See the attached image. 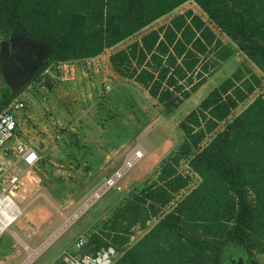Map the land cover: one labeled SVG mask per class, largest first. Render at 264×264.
Instances as JSON below:
<instances>
[{"label":"rangeland","instance_id":"obj_1","mask_svg":"<svg viewBox=\"0 0 264 264\" xmlns=\"http://www.w3.org/2000/svg\"><path fill=\"white\" fill-rule=\"evenodd\" d=\"M188 12H191L186 16L188 21L194 15L202 18L206 23L204 27L211 31H206V35L213 34L214 39L210 44L201 31H196L206 50L200 52L188 44L196 56L188 63L179 58L177 64L182 65L184 77L179 78L178 85L184 88L176 90L175 86H169L178 104L173 111H168L164 103L152 96L148 88L134 77L118 73L112 57L121 50L129 51L130 58L124 60V65L129 73L135 68L139 71L147 61H152V53L147 52L142 37L157 30L163 38L164 30L173 26L179 38L182 32L176 29L173 19ZM15 34L13 41L0 38V48H15L17 44L13 42L21 41L19 33ZM136 43L137 52L133 56L130 48ZM169 46L172 51L173 45ZM142 48L146 59L139 64ZM44 49L46 53L42 51ZM39 50L35 66L47 57L48 45L41 48V58ZM229 51V58L225 60L223 55ZM160 54L164 59L168 57L166 53ZM63 64L55 63L48 67L46 78L51 87L49 84L37 85L27 76L23 90L14 91L13 101H23L25 106L16 112L19 126L6 152L9 158L19 161L20 168L31 176V180L26 178L24 186L16 189L15 200L23 211L3 234L5 240L0 242V264H61L65 252L79 251L77 242L80 236L89 241L94 234H100L116 245L118 257H121L160 220V217L151 215L145 221L146 227L142 228L138 215L126 216L124 212L128 207H134L137 197L146 198L147 189L160 185L169 188L161 180L163 165L166 161L173 163V158L181 155L180 147L185 140L182 123L188 115L200 110L202 102L223 83L234 84L230 91L240 87L247 93V98L239 103L231 118L264 93L262 70L209 19L196 0H186L96 56L69 62L72 71L68 74L61 73ZM174 68L171 67V71ZM200 82L202 85L192 90ZM250 87L253 88L251 92ZM184 91L191 94L184 97ZM224 126L225 123L221 122L207 134L202 145H206ZM137 146L144 149V156L115 186L95 197ZM30 147L38 155L32 168L21 159L23 151ZM175 169L187 180V185L173 194L168 205L160 206V214L174 210L202 181L191 167L190 159L181 158ZM150 204L159 207L156 199L148 198L145 206L150 208ZM69 218L72 220L67 223ZM56 232H59L57 236L40 251L38 248ZM120 241H123L122 246ZM160 244L166 248L171 246L170 243ZM28 248L37 253L40 251L31 261H28ZM257 261L252 264H264V256L258 254Z\"/></svg>","mask_w":264,"mask_h":264},{"label":"trees","instance_id":"obj_2","mask_svg":"<svg viewBox=\"0 0 264 264\" xmlns=\"http://www.w3.org/2000/svg\"><path fill=\"white\" fill-rule=\"evenodd\" d=\"M185 1L0 0V38L20 33L48 45L47 57L36 69L38 79L55 63L102 53ZM196 1L209 19L264 73V0ZM190 15L188 12L173 19L176 29L182 32L179 38L173 26L161 29L165 31L163 38L157 30L142 37L147 52L152 53V61H147V66L139 71L135 68L129 73L124 65V60L130 58L129 51L121 50L112 57L118 73L134 77L152 96L158 97L168 111H173L178 104L169 86H175L176 90L184 88L178 85L179 78L184 77L182 65L177 64L179 58L188 63L196 56L188 44L200 52L206 50L196 31H201L210 44L214 39L213 34L206 35L210 30L204 27V20L194 15L188 21L186 16ZM136 46L137 43L130 48L133 56H136ZM160 53L168 57L164 59ZM230 53L223 55L225 60ZM145 59L142 48L139 64ZM201 85L202 82L196 83L192 90ZM232 85L223 83L214 89L202 102L200 110L192 111L183 121L185 140L180 147L181 155L173 158V163L166 161L162 169L161 180L169 188L160 185L147 189L146 198L137 197L139 202L135 200L134 207L124 212L126 216L138 215L142 228L151 215L160 220L114 264H230L235 255H242L244 264H252L258 262V254L264 256V93L231 118L239 103L247 98L240 87L230 91ZM15 93L7 86L2 90L0 113L13 101ZM183 94L188 97L191 92ZM221 122L225 123L223 129L202 145L206 135ZM181 158L190 159L191 167L202 181L174 210L160 214V206L168 205L173 194L187 185V180L175 169ZM148 198L156 199L159 207L152 204L151 210L146 207ZM1 240L5 237L1 236ZM161 242L170 243V248L162 247ZM119 243L122 246L123 241ZM110 245L116 247L100 234H94L83 251L97 252Z\"/></svg>","mask_w":264,"mask_h":264},{"label":"built area","instance_id":"obj_3","mask_svg":"<svg viewBox=\"0 0 264 264\" xmlns=\"http://www.w3.org/2000/svg\"><path fill=\"white\" fill-rule=\"evenodd\" d=\"M62 63L64 64L61 66V73H70L72 67L69 66V62ZM47 71L48 69L36 80L37 85L44 86L48 83L46 78ZM24 106L25 104L23 101L15 99L12 101L10 107L0 113V237L3 236L8 227L22 214L23 209H21L15 200V196H17L16 189L24 186L26 178H29V181L31 180V176L20 168L19 161H14L9 158L5 149V145L16 135L18 130L19 120L16 112ZM137 147L131 151L121 167L115 171L114 175L106 182L100 191L95 194L96 197L99 196L100 192L115 186L117 181L144 156V149L139 146ZM21 159L32 168L38 160L37 151L30 147L23 151ZM28 173H30V171ZM32 180H34L33 176ZM14 210L21 212L20 215L11 225L4 228L5 221ZM87 243L88 239L83 235L80 236L77 242L79 251L65 252L62 256L61 264H114L116 262L118 250L115 246L110 245L108 247H103L97 252L83 251Z\"/></svg>","mask_w":264,"mask_h":264},{"label":"water","instance_id":"obj_4","mask_svg":"<svg viewBox=\"0 0 264 264\" xmlns=\"http://www.w3.org/2000/svg\"><path fill=\"white\" fill-rule=\"evenodd\" d=\"M19 38L21 39V43H27L29 45H32L35 48H40L39 50V58H41L40 56L41 53V48H43L44 45H46L45 43L42 42H38L35 39H32L30 37H27L23 34H20ZM13 37H11V41H13ZM4 42H2L3 44ZM9 43V42H8ZM15 43V42H13ZM12 45V43H11ZM5 51V48H0V58L3 55V52ZM45 51L46 50H42ZM41 51V52H42ZM44 53V54H45ZM42 61V60H41ZM0 75L2 77V79L4 80V82L6 83V85L14 92V91H18L19 89L23 88L26 84V77H25V69L24 67L18 63V61L14 60L12 57H9L7 61L4 62H0ZM59 232H56L50 239H48L41 247H39L38 249L43 250L52 240L55 236H57ZM39 251V252H40ZM38 252V253H39ZM250 261L249 259H246V262ZM244 258L241 255L239 257V260L236 263H231V264H244Z\"/></svg>","mask_w":264,"mask_h":264},{"label":"flooded vegetation","instance_id":"obj_5","mask_svg":"<svg viewBox=\"0 0 264 264\" xmlns=\"http://www.w3.org/2000/svg\"><path fill=\"white\" fill-rule=\"evenodd\" d=\"M15 43L17 44L15 45V48H13V46L6 47L5 51L3 52V55L0 58V62L7 61L9 57H12L24 67L25 77L27 78L28 76L32 79L33 82H36L35 80L37 79V66H35L34 60L38 56V53L36 52L39 48H36L35 50L29 47L27 43L22 44L21 41H16ZM27 68L29 72H27ZM240 256L241 255H235V257L231 259V262L236 263L239 260Z\"/></svg>","mask_w":264,"mask_h":264},{"label":"bare ground","instance_id":"obj_6","mask_svg":"<svg viewBox=\"0 0 264 264\" xmlns=\"http://www.w3.org/2000/svg\"><path fill=\"white\" fill-rule=\"evenodd\" d=\"M138 148V147H137ZM96 197V196H95ZM15 211H17V210H14L13 211V213H10L9 214V218H7V220L5 221V223H4V228H6V227H8L9 225H11V223L20 215V213L21 212H15ZM18 220V219H17ZM71 220H72V218H69V219H67V223H70L71 222ZM15 222V221H14ZM13 222V223H14ZM12 223V224H13ZM10 227V226H9ZM8 227V228H9ZM28 251H29V259H28V261H31V259H33L38 253H37V251L36 250H33V249H31V248H28Z\"/></svg>","mask_w":264,"mask_h":264},{"label":"crops","instance_id":"obj_7","mask_svg":"<svg viewBox=\"0 0 264 264\" xmlns=\"http://www.w3.org/2000/svg\"><path fill=\"white\" fill-rule=\"evenodd\" d=\"M6 83L4 82V80L2 79L1 75H0V99H1V95H2V90L4 88H6ZM51 87V85L49 86ZM7 148H8V143L5 145V149L7 151ZM18 205L20 206L19 202L17 201ZM21 207V206H20ZM15 212H18V211H15Z\"/></svg>","mask_w":264,"mask_h":264}]
</instances>
